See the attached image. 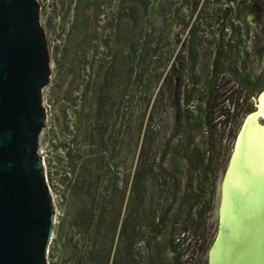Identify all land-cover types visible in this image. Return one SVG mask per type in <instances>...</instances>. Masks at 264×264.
Segmentation results:
<instances>
[{"label": "rangeland", "instance_id": "rangeland-1", "mask_svg": "<svg viewBox=\"0 0 264 264\" xmlns=\"http://www.w3.org/2000/svg\"><path fill=\"white\" fill-rule=\"evenodd\" d=\"M120 3L42 0L47 175L58 209L49 264H210L221 187L264 91V0H153L154 23L140 15L138 25L121 20ZM168 52L155 105L150 63ZM113 64L101 112L95 94Z\"/></svg>", "mask_w": 264, "mask_h": 264}, {"label": "water", "instance_id": "water-1", "mask_svg": "<svg viewBox=\"0 0 264 264\" xmlns=\"http://www.w3.org/2000/svg\"><path fill=\"white\" fill-rule=\"evenodd\" d=\"M51 77L42 0H0V264H49L57 231L47 175Z\"/></svg>", "mask_w": 264, "mask_h": 264}, {"label": "bare ground", "instance_id": "bare-ground-1", "mask_svg": "<svg viewBox=\"0 0 264 264\" xmlns=\"http://www.w3.org/2000/svg\"><path fill=\"white\" fill-rule=\"evenodd\" d=\"M256 105L258 114L245 119L221 187L219 243L210 264H264V95Z\"/></svg>", "mask_w": 264, "mask_h": 264}, {"label": "trees", "instance_id": "trees-1", "mask_svg": "<svg viewBox=\"0 0 264 264\" xmlns=\"http://www.w3.org/2000/svg\"><path fill=\"white\" fill-rule=\"evenodd\" d=\"M120 7H121L120 13L122 14V17H121L122 21L127 20V22H129L130 24L134 23L135 25H138L141 23L140 15H143L144 17H146L148 23H151V22L154 23L155 21V18H154L155 13L153 12L155 9V6L153 4V0H121ZM158 8L160 10L161 8L160 5L158 6ZM125 14L128 16H126ZM154 54H156V51H154ZM165 55H166V59H164ZM165 55L157 57V60L150 63V66H152L153 70L151 71V76L148 81V87H147L148 91H149V88L151 87H153L155 91L160 87V84L168 68V65L170 64V62L173 61L172 60L173 56L170 54V52L166 53ZM182 61H183V57L180 55V56H177L173 62L172 67L178 68V72H176V76L180 74L179 67L181 66ZM115 74H116V69L113 64L108 69L107 74L103 80L102 86L99 88V90L95 94L96 103L98 104V107L101 110V112L104 109L107 100H109L110 98L112 88H113L112 83H113V79L115 78ZM166 87H167V82L165 80L159 89V93L155 100V105L160 104V102L162 101V97H164V93L166 92ZM144 100L147 101V96L145 97ZM151 100H152V96H150L147 101V107L150 105ZM240 101L242 100L241 99L238 100L235 108L237 109L239 108ZM100 110H99V116L101 115ZM97 131L101 136H103L101 134L102 132L101 128L98 129ZM141 132H142V128H141V131L139 132V138L142 135ZM143 137H144V140H143L144 142L143 147H144L149 137V132L147 130L145 131ZM143 174H144L143 171L139 170V173L135 176L134 184H133V191L135 193L138 192L139 203H142V200H143V197L141 196V193L143 191V186H142L143 184L142 175ZM75 186H77V183H75ZM75 186L73 187V189H75ZM99 230H100V225L97 226V231ZM94 262H96L95 258L92 257L91 264H95Z\"/></svg>", "mask_w": 264, "mask_h": 264}, {"label": "flooded vegetation", "instance_id": "flooded-vegetation-1", "mask_svg": "<svg viewBox=\"0 0 264 264\" xmlns=\"http://www.w3.org/2000/svg\"><path fill=\"white\" fill-rule=\"evenodd\" d=\"M261 94H262V92L260 93V95H261ZM260 95H259V96H260ZM259 96H258V97H259ZM256 108H257V106H256ZM250 115H251V114H250ZM232 153H233V151H232Z\"/></svg>", "mask_w": 264, "mask_h": 264}]
</instances>
